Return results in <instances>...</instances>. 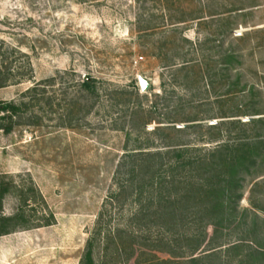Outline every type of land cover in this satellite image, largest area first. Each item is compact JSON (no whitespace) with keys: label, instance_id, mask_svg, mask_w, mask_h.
Masks as SVG:
<instances>
[{"label":"rangeland","instance_id":"rangeland-1","mask_svg":"<svg viewBox=\"0 0 264 264\" xmlns=\"http://www.w3.org/2000/svg\"><path fill=\"white\" fill-rule=\"evenodd\" d=\"M5 103L18 111L0 110V217L20 219L4 223L0 264H81L90 240L95 264L187 260L151 250L174 237L132 221L142 205L122 164L170 142L210 149L208 127L264 119V0H0ZM224 134L264 137V125ZM255 173L239 206L264 236V164Z\"/></svg>","mask_w":264,"mask_h":264},{"label":"trees","instance_id":"trees-1","mask_svg":"<svg viewBox=\"0 0 264 264\" xmlns=\"http://www.w3.org/2000/svg\"><path fill=\"white\" fill-rule=\"evenodd\" d=\"M96 84L95 79L86 76L82 87L96 95ZM0 110L3 114L18 111L12 103L3 104ZM258 125L263 126L264 119L248 123L234 120L210 126L207 131L216 134H211L205 144H218L210 149L170 142L164 146L165 151L146 152L148 149L141 148L127 152L125 160L132 167L124 166V162L122 167L133 185L131 195L136 194L142 205L132 221L139 227H156L165 237H174V241L160 239L150 246L151 250L166 253L173 259L187 258L179 262L153 255L144 264H264V236L258 229L259 219L253 216L249 224L248 212L239 206L245 181L253 179L255 169L264 164V137L256 134L255 139H251L238 135L234 140L221 143L224 133L229 136L236 128ZM159 132L161 128L155 130V135ZM263 185L258 183L255 187ZM121 189L128 192L125 187ZM2 199L0 196V205ZM19 219V216L0 217V237L14 230L6 228L4 223H16ZM208 227L214 231L207 242ZM232 235H236L237 243L220 249L231 243ZM118 237L123 247L122 234ZM248 241L256 248L248 245ZM117 245L118 259L124 257L123 261H129L134 255L133 248L127 254L125 247ZM202 246H206V252L194 258ZM94 250L95 242L90 240L81 264H95ZM137 264H143L139 258Z\"/></svg>","mask_w":264,"mask_h":264},{"label":"water","instance_id":"water-1","mask_svg":"<svg viewBox=\"0 0 264 264\" xmlns=\"http://www.w3.org/2000/svg\"><path fill=\"white\" fill-rule=\"evenodd\" d=\"M138 81L142 93H147L151 89V84L142 76L138 78Z\"/></svg>","mask_w":264,"mask_h":264}]
</instances>
